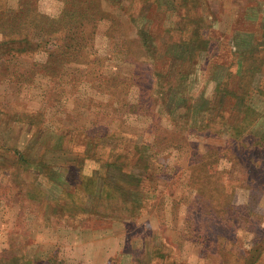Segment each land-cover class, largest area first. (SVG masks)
Wrapping results in <instances>:
<instances>
[{"label":"rangeland","instance_id":"rangeland-1","mask_svg":"<svg viewBox=\"0 0 264 264\" xmlns=\"http://www.w3.org/2000/svg\"><path fill=\"white\" fill-rule=\"evenodd\" d=\"M0 264H264V0H0Z\"/></svg>","mask_w":264,"mask_h":264}]
</instances>
